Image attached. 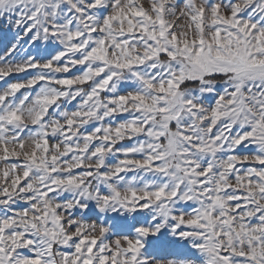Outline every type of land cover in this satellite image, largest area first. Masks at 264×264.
<instances>
[{
  "label": "snow or ice",
  "instance_id": "1",
  "mask_svg": "<svg viewBox=\"0 0 264 264\" xmlns=\"http://www.w3.org/2000/svg\"><path fill=\"white\" fill-rule=\"evenodd\" d=\"M0 264H264V0H0Z\"/></svg>",
  "mask_w": 264,
  "mask_h": 264
}]
</instances>
